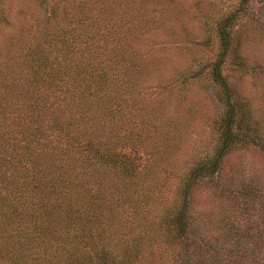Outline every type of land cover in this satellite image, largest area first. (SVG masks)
Returning a JSON list of instances; mask_svg holds the SVG:
<instances>
[{
    "label": "trees",
    "instance_id": "trees-1",
    "mask_svg": "<svg viewBox=\"0 0 264 264\" xmlns=\"http://www.w3.org/2000/svg\"><path fill=\"white\" fill-rule=\"evenodd\" d=\"M135 1L57 0L21 65L0 60V264H264V168L229 165L264 156V110L223 71L246 75L251 0L204 22L211 62L186 49L171 76L205 77L218 111L210 148L180 158L190 112L153 70L154 16Z\"/></svg>",
    "mask_w": 264,
    "mask_h": 264
},
{
    "label": "rangeland",
    "instance_id": "rangeland-1",
    "mask_svg": "<svg viewBox=\"0 0 264 264\" xmlns=\"http://www.w3.org/2000/svg\"><path fill=\"white\" fill-rule=\"evenodd\" d=\"M57 0H0V60L2 69H15L21 65L27 47L40 43L38 27L44 10ZM145 14L154 20L153 26L147 32L155 39L157 50L150 54L153 58V70L163 81H167L172 105L181 107L190 113L185 116L180 129L181 138L173 139L175 149L180 155L198 156L206 152L212 144L214 133L211 120L218 111L212 99L205 92L209 81L201 80L193 72L181 77H171L176 70H187L191 63L186 49L199 50V59H205L208 64L214 59L216 49H203L197 43L204 39L202 27L208 20H214L233 9L238 0H137L135 1ZM47 5V6H45ZM154 10V11H153ZM153 11V12H152ZM206 20V21H205ZM238 38L242 42V59L246 75L240 76L234 72V65L227 62L223 71L238 90L250 99L254 108L264 110V0H251L247 12L237 21ZM30 33L32 35H30ZM152 39V40H154ZM32 42V44L30 43ZM198 47V48H197ZM182 48V49H181ZM193 54L194 51L191 50ZM185 70V71H186ZM191 71H188V73ZM238 82V83H236ZM170 89H173L172 91ZM162 87L153 86L146 89L149 96L158 94ZM172 95V96H171ZM184 98V100H182ZM179 100V102H177ZM184 103H183V102ZM179 109V108H178ZM180 163V162H178ZM241 164L243 172L252 174L264 168V156L256 152H247L244 156L230 159V164ZM175 164V163H173ZM177 164V163H176ZM201 196V195H200ZM208 201V197L201 198Z\"/></svg>",
    "mask_w": 264,
    "mask_h": 264
}]
</instances>
